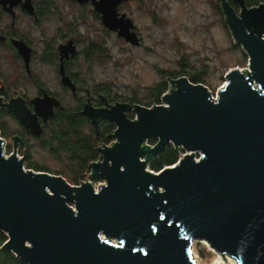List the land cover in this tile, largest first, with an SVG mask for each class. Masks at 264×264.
I'll return each instance as SVG.
<instances>
[{"label":"water","instance_id":"water-1","mask_svg":"<svg viewBox=\"0 0 264 264\" xmlns=\"http://www.w3.org/2000/svg\"><path fill=\"white\" fill-rule=\"evenodd\" d=\"M123 1L93 3L110 30L136 45L133 20L126 14L117 19ZM235 1L240 14L228 0L221 4L250 67L230 69L216 97L181 76L153 107L87 104L83 113L96 128L99 117L117 124L110 134L115 141L100 150L103 159L90 163L88 181L72 185L62 175L27 170L23 158L4 154L0 137L3 249L27 264H197L192 244L202 239L237 264H264V4ZM19 2L0 0L4 6ZM70 44L60 52L75 53ZM43 101L47 119L54 102ZM12 112L41 135L25 108ZM170 145L183 157L159 172L147 169Z\"/></svg>","mask_w":264,"mask_h":264},{"label":"rangeland","instance_id":"rangeland-1","mask_svg":"<svg viewBox=\"0 0 264 264\" xmlns=\"http://www.w3.org/2000/svg\"><path fill=\"white\" fill-rule=\"evenodd\" d=\"M35 1L40 6L46 4L42 21L33 22L25 16L24 21L19 23V29L25 28V35L38 51H42L47 43L58 46L61 35L66 31L84 49L92 41L95 48L88 53L89 61L84 63L82 72L87 73L94 85L113 101L135 102L147 107L163 104L162 95L169 91L165 89L157 99L156 86L168 84L167 77L175 71L185 72L202 81L197 83L205 84L216 97L219 88L227 81L226 75L230 69L250 67L248 52L242 44L235 42L226 23L222 0H130L122 10L133 18L142 36L143 44L139 47L136 46L140 43L132 44L118 36L116 31L106 28L88 5L81 6L76 0ZM260 1L263 0H250V3ZM6 24L10 23L5 22L4 15L0 13V27ZM12 55L0 47V78L4 80L15 77L17 71L13 67L16 63L12 61ZM35 64V71L44 85L54 92L58 91L60 79L55 67L40 60ZM22 83H25L29 95L36 92L32 79L29 83ZM86 125L76 127L79 134L90 132V126ZM109 126L114 128L116 124ZM72 132L74 134V129ZM34 152V161L46 167L42 171L61 173L72 185H80L85 178L83 171L69 166L73 162V159L70 160L72 152L52 150L48 146L36 148ZM183 154L184 151H178L176 161L171 164L178 162ZM171 164L166 163L163 167ZM24 167L41 171L25 163ZM147 169L155 172L161 170L154 169L151 163ZM104 182L94 183L95 188ZM192 249L195 259L203 264H213L217 260L220 264H230V259H235L230 255H219L202 239L194 240ZM222 257L224 259H220Z\"/></svg>","mask_w":264,"mask_h":264},{"label":"flooded vegetation","instance_id":"flooded-vegetation-1","mask_svg":"<svg viewBox=\"0 0 264 264\" xmlns=\"http://www.w3.org/2000/svg\"><path fill=\"white\" fill-rule=\"evenodd\" d=\"M93 1L94 0H87L83 3L78 2L81 6L88 5L103 23L102 13L95 8ZM129 1L130 0L123 1L117 6V19L120 18L122 14H126L130 17L127 12L122 10L124 4ZM228 1L233 6L236 13L240 14L242 11L241 5L235 0ZM48 2L49 1H47V3ZM245 2L248 7H255L261 3L264 4V0L260 1V3L253 4L250 3V0H245ZM22 3H25V7ZM44 12H46V4L40 6L35 0H21V2L16 5L7 3L6 6L0 3V13L4 15V21L10 23L4 26L1 25L0 27V47L5 49L6 53L9 52L13 54L11 59L16 63V66H13V64L12 66L17 70L15 77L10 79L7 77L5 80L0 78V98L3 102V105L0 106V137L3 139V150L6 156L17 154L24 159V163L29 167L35 170H44L45 167L43 165H39L34 161V150L39 147L43 149L48 146L52 150L59 151L60 148L63 147L61 140H69V135L67 133L72 132V124H87L86 126H90V132L79 137L76 146L82 148V145L86 143L84 138L90 136L89 145L93 150L89 152V156L85 154L86 157L84 155L80 158L78 155L74 154V157L77 158H74L75 160H73L74 162L71 166H74V169L84 171L85 178L82 179L81 182L88 181L89 174L91 173L90 163L103 159L100 150L105 145H112L115 141V138L112 140L113 137H111L110 134L116 130L117 124L115 121L99 117L98 128H96L92 120L83 113V109L87 104L95 109H103L109 108L116 102L127 101H113L110 96L106 95L94 85V82L88 77L87 73L82 72L85 66L84 63H88L89 61V57L87 61L88 53H91L95 48V44L92 41L88 42L87 48L85 47L84 49L76 38L70 36L66 31L61 35L58 46L53 43H47L42 51H38V49L34 47L25 35V28L22 30L19 29V23L20 21H24L25 16L32 19L33 22L42 21ZM130 18L133 20L132 17ZM133 22L135 24V32L140 38V44L136 46L139 47L142 46L143 39L137 30L134 20ZM103 25L108 28L104 23ZM70 42L72 43L70 46H74L75 48V53L68 50H64V53H61L60 47ZM25 44L27 48H29V52L25 51ZM39 60L55 67L58 78L60 79L58 91L54 92L51 88L46 87L40 77H38V73L35 71V63ZM1 73L0 71V74ZM181 76H187L192 81L195 80L196 82L193 81L194 83L200 81L185 72L175 71L168 77V84L161 83L158 87L156 86V88L165 87V89H168L170 92L175 87L173 80ZM65 78H68L70 83L65 84ZM30 79L33 80L32 84L36 90L32 95L28 94L26 91L27 89H25V83H22H29ZM57 92H62V94ZM44 98L48 99V104L54 102L53 114L48 116L47 119L43 115L44 107L42 103L44 102ZM128 103L133 107L136 104L135 102ZM16 106L25 108V113L27 114L25 116L37 120L43 130L40 136L33 134L31 128L24 125L16 115L13 114L12 109ZM127 115L131 119L136 117L133 110H128ZM114 124H116L114 128L109 126ZM109 140H112V142ZM154 140L156 141V139ZM108 142L110 143L108 144ZM76 146L74 141H72L71 147ZM86 151L88 152V149H86ZM180 151L182 152L183 150L181 149ZM93 154L97 155V158H93ZM88 157L90 159H88Z\"/></svg>","mask_w":264,"mask_h":264},{"label":"trees","instance_id":"trees-1","mask_svg":"<svg viewBox=\"0 0 264 264\" xmlns=\"http://www.w3.org/2000/svg\"><path fill=\"white\" fill-rule=\"evenodd\" d=\"M193 81H195V80H193ZM164 91H165V87L164 88L163 87H160V88L156 89V91H155L156 98L158 99ZM78 126H79L78 124H75V125L72 124V131L74 129V134H73V132H69V133H67L69 135V140H66V139L65 140H61V143H62L63 147H61L60 149H65V150H68V151H70V152L73 153V157H70V160H72V159L75 160L74 158H77V157H74V154L78 155L81 158L85 154L89 156L90 155L89 152H91L93 150V149H91V147L89 145V143H90V136L87 137V138H84V141L86 143L82 145V148L76 146V144L78 142V138L79 137H82V135L79 134L78 133V130L76 129V127H78ZM59 136H61V135H59ZM150 140L153 143H155V140L154 139H150ZM72 141H74V144H75L76 147H71ZM86 149H88V152L86 151ZM86 155H85V157H86ZM177 156H178V152L176 151L175 147L171 145V146H168L161 153V155L159 156V158L156 161L152 162L151 164H152V166H153L154 169H157V170L159 169L160 170V169L163 168L164 164H166V163L167 164H171V163L175 162L176 159H177ZM93 158H95V154H93ZM88 159H90V158L88 157ZM72 163H70V165H69L70 167H74V166H71ZM75 170H77V169H75ZM78 171H82V170H78ZM57 174H61V173H57ZM76 182H77V180H76ZM6 239H7L6 235L3 232L0 231V247L1 248H2V244L5 242ZM1 248H0V264H27V263L21 261L11 251L5 250L3 248L1 249Z\"/></svg>","mask_w":264,"mask_h":264},{"label":"bare ground","instance_id":"bare-ground-1","mask_svg":"<svg viewBox=\"0 0 264 264\" xmlns=\"http://www.w3.org/2000/svg\"><path fill=\"white\" fill-rule=\"evenodd\" d=\"M208 243V242H207ZM210 245V244H209ZM211 249L214 251L215 249L214 248H212L211 247ZM216 251V250H215ZM217 252V251H216ZM218 253V252H217ZM219 255H221L220 253H218ZM220 259H224L223 257L222 258H220ZM196 260H197V264H203V263H201L197 258H196ZM213 264H220V261L219 260H217V262H215V263H213ZM230 264H237L236 263V261H235V259H233V258H231L230 259Z\"/></svg>","mask_w":264,"mask_h":264},{"label":"built area","instance_id":"built-area-1","mask_svg":"<svg viewBox=\"0 0 264 264\" xmlns=\"http://www.w3.org/2000/svg\"><path fill=\"white\" fill-rule=\"evenodd\" d=\"M214 96V95H213ZM147 143H149L151 146H153L155 143H153L151 140H149ZM185 153V152H184ZM5 154V153H4Z\"/></svg>","mask_w":264,"mask_h":264},{"label":"clouds","instance_id":"clouds-1","mask_svg":"<svg viewBox=\"0 0 264 264\" xmlns=\"http://www.w3.org/2000/svg\"><path fill=\"white\" fill-rule=\"evenodd\" d=\"M223 256V255H222Z\"/></svg>","mask_w":264,"mask_h":264}]
</instances>
